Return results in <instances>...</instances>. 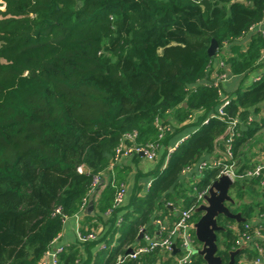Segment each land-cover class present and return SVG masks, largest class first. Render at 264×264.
<instances>
[{"label": "trees", "instance_id": "16d2710c", "mask_svg": "<svg viewBox=\"0 0 264 264\" xmlns=\"http://www.w3.org/2000/svg\"><path fill=\"white\" fill-rule=\"evenodd\" d=\"M263 16L264 0H0V264H38L64 217L83 209L94 176L104 173L109 178L91 211L98 221L109 212L108 238L95 253L99 240L81 242L84 264H176L181 252L155 248L136 260L125 251L144 244L143 238L136 242L140 230L153 235L155 220L166 222V236L180 212L197 204V192L207 189L219 168L208 166L193 183L182 170L206 155L225 156V139L218 138L230 117L238 118L231 135L236 173L256 165L249 142L264 117L261 123L248 117L264 101V73L238 89L222 119L206 123L222 98L218 85L202 79L212 70L207 48L213 38L215 56L230 73L259 66L261 33L232 55L225 46L238 49L233 42ZM183 130L189 136L163 165L167 147ZM133 131L138 144H160L163 153L149 187L138 183V173L127 204L114 206L128 171L112 173L110 166L121 138ZM229 193L236 199L226 204L245 221L217 217L223 229L216 232V254L226 264L229 251L248 242L234 264L243 257L251 262L255 245L264 249V185L260 177H237ZM198 217L192 212L190 220ZM92 224L79 230L95 232ZM79 259L70 246L58 264ZM191 259L189 264H206L196 253Z\"/></svg>", "mask_w": 264, "mask_h": 264}, {"label": "crops", "instance_id": "0c3cea01", "mask_svg": "<svg viewBox=\"0 0 264 264\" xmlns=\"http://www.w3.org/2000/svg\"><path fill=\"white\" fill-rule=\"evenodd\" d=\"M261 33L263 39H264V16L262 20L256 24L254 27L250 29V31L242 38L236 40L233 42V44L238 46V49H230L231 44H228L225 46V52L227 55H232L233 53H237L239 51H243L246 48V44L248 42V39L250 36L254 33ZM228 48V49H227ZM259 66L255 68L253 71L247 73V74H239L234 75L230 73L229 68L227 65L220 59L218 56H214L212 59V70L207 72L206 76L202 79V82L204 83H210L212 84L216 83L219 88V92L221 94L222 100L232 99L235 97L236 92L239 90H243L246 87L250 86L251 84L257 82L262 74L264 73V48L261 50V54L258 59ZM224 75V78L217 79V76ZM221 100V101H222ZM260 107L258 111L252 112V114L248 117V120H257L261 123V119L264 117V101L259 104ZM204 120V119H203ZM202 120V121H203ZM242 129H245V127L242 124ZM188 135V130H183L179 132L174 138L172 139L173 142L171 145H173L175 142L179 141L181 138L186 137ZM250 151L253 152V158L251 160L255 161L256 164L263 163L264 164V124H261V127L257 130L254 137L250 139ZM250 152V153H251ZM163 153V149L161 148L158 151V158ZM213 159H218L216 156L209 157L208 155L200 158L198 162H196L192 167H189L190 169L182 172L181 177H189L190 183H193V181H196L197 178L202 174V170H199L198 167L202 162H212ZM156 161H149L143 156L137 154V156H131L127 158H121L119 159L113 166L115 170L122 169V167H126V170L128 171V179L126 183H123L125 186V194L120 202V206L127 204L132 187L134 186V181L136 179V175L138 173H141V176H138L137 181L142 186V188L146 189L147 182L151 179V172L153 171ZM112 168V169H113ZM102 183L98 186L96 193L94 194V199L97 197L95 195H98L99 192L105 187V183L108 180V174H102ZM230 191V190H229ZM91 195V194H90ZM170 207H172L171 204H169ZM89 207V197L84 205L83 209L76 215H73L67 219L64 220L63 226L61 231L59 232L58 236L54 239L52 242V250H54L58 246H63L64 248H68L70 246H76L80 253L79 260L76 261V264H84V260L87 257V252L85 250L84 243L82 244L78 239L76 235V229H78L80 226H88V224H92L90 226H93L95 233L97 235V238L95 240H99L98 243L94 244L91 253H95L99 248H102L104 246V240L107 237V232L109 230L108 226L109 224H105L109 217V212L102 213V221L96 220V216L93 215L94 212L91 210H88ZM176 213V212H175ZM121 219V215L118 216V219ZM256 221H254L255 223ZM162 223V222H161ZM155 228L154 233L152 236H159L161 235V232L159 231V226L156 224V220L154 221ZM162 224L167 225L166 222H163ZM105 236V238H104ZM118 234H116V237ZM115 237V239H116ZM261 237V236H260ZM104 238V239H103ZM262 238V237H261ZM139 240H136V242ZM248 242L243 243V245H248ZM173 255V254H172ZM87 264H90L89 262ZM239 264H251L250 261L246 260L244 257L240 260Z\"/></svg>", "mask_w": 264, "mask_h": 264}, {"label": "built area", "instance_id": "2783aa9c", "mask_svg": "<svg viewBox=\"0 0 264 264\" xmlns=\"http://www.w3.org/2000/svg\"><path fill=\"white\" fill-rule=\"evenodd\" d=\"M224 78V75L217 76V79ZM216 85V83H214ZM229 103L228 99H224L221 101L219 106L216 109L215 113L210 114L208 117L204 118L202 123H206L210 118L216 117L222 119L223 116H225V106ZM238 123V118L236 117H230L228 121V129L229 132L226 135L225 139V156L223 158L213 159L212 162H202L198 169L204 170L208 166H214L219 168V175L226 174L230 177V179L235 180L237 177H260V184L264 185V164L258 163L254 166L253 169L247 170L243 174H237L235 171V163L232 158V151H231V135L234 134V128L236 124ZM158 130L161 132L164 130V126L160 122L156 124ZM189 135L186 137L181 138L179 141L175 142L173 145H170L166 149V155L163 161V165L166 164L170 154L177 148V146L184 141ZM137 133L135 131L128 132L123 135V137L120 140V143L115 148V154H114V161L111 163L110 168H113L114 164L121 158H127L131 157L136 154H141L144 158H146L149 161H156L158 157V151L162 148V146L159 144H153V143H147V144H138L136 142ZM131 141V143H129ZM190 169L189 167L184 168L182 172ZM82 167H78V172H82ZM218 175V176H219ZM102 182L101 175H96L93 178L92 181V187L90 194H95L98 186ZM151 183V180H149L146 184V187L148 188ZM125 186L124 184L120 185L119 190L116 193L115 199H114V206H117L120 204L124 194H125ZM206 193V189L203 191L197 192V204L195 206H191L188 209H184L180 212L178 220L173 224V226L169 229L166 236H163V232L165 231L166 225L162 224L160 220H156V224L159 226V231L161 232V235L159 236H151L143 232V240L144 244H137L132 248V251L130 253H127L126 256H128L131 259H138L144 254L150 253L155 248H160L164 251L172 253V245H175L179 250L177 252H181L182 254L177 257L176 264H189L191 262V257L193 252V249L196 248L195 244V236L194 235V228L193 223L190 220L191 214L193 212L194 207H196L201 202H204L203 195ZM90 196V195H89ZM87 198L84 199L83 205L86 204ZM56 211H59L57 208ZM67 219V217H64ZM261 220L264 221V213L260 216ZM121 219L119 218L117 222H119ZM193 234V235H192ZM259 232H256V235L259 236ZM76 235L77 239L80 242H85L87 240H95L97 238V235L94 231H89L87 233H82L79 228L76 229ZM246 239H249L247 237ZM54 241V240H53ZM52 243L50 247L44 252L42 259L39 261L38 264H58V257L59 254L65 249L63 246H58L54 250L51 248ZM256 249L258 251L257 257H255L251 264H264V249L259 246L258 244L255 245ZM104 247V246H103ZM120 260L123 259V257H118ZM150 264V263H148Z\"/></svg>", "mask_w": 264, "mask_h": 264}, {"label": "water", "instance_id": "95a60500", "mask_svg": "<svg viewBox=\"0 0 264 264\" xmlns=\"http://www.w3.org/2000/svg\"><path fill=\"white\" fill-rule=\"evenodd\" d=\"M218 43L213 38L207 48L208 56H215ZM229 129L226 128L224 133L218 139H224L228 134ZM141 155V154H140ZM234 180L226 174L217 176L207 187L206 193L203 195L204 202H201L194 207L193 212L199 213V217L194 221V236L200 244L193 249V252L200 255L206 264H223L222 259L217 252L216 232L222 230L223 227L217 223V217L223 215L227 218H232L236 222H244L245 218L241 215L240 211L232 212L227 202L234 203V198L230 195L229 190ZM96 197L98 195H95ZM94 194L89 196L88 210H92V200ZM143 231H141L136 240L141 239ZM246 245L241 244L238 248L229 251V259L226 264H234L235 255ZM179 249L172 245V254L174 255ZM132 251L128 247L125 254Z\"/></svg>", "mask_w": 264, "mask_h": 264}, {"label": "rangeland", "instance_id": "374dc122", "mask_svg": "<svg viewBox=\"0 0 264 264\" xmlns=\"http://www.w3.org/2000/svg\"><path fill=\"white\" fill-rule=\"evenodd\" d=\"M141 156H142V155H141ZM231 194H232V193H231ZM232 195H233V194H232ZM234 199H236V198H235V196H234ZM246 200H247V199H246ZM232 209L234 210V209H235V207H234V208H232ZM238 211H240V210H238ZM141 231H142V230H140V232H141ZM140 232H139V233H140ZM138 235H139V234H138ZM192 235H193V234H192ZM192 237L194 238V235H193ZM199 245H200V244H198V243H196V244H195V246H196V247H198Z\"/></svg>", "mask_w": 264, "mask_h": 264}]
</instances>
